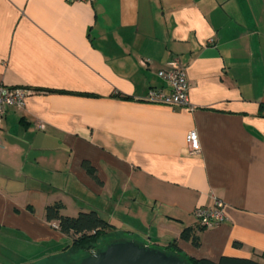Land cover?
<instances>
[{"label": "crops", "instance_id": "obj_1", "mask_svg": "<svg viewBox=\"0 0 264 264\" xmlns=\"http://www.w3.org/2000/svg\"><path fill=\"white\" fill-rule=\"evenodd\" d=\"M172 62L192 109L144 100ZM0 84L32 90L0 120V264L76 254L54 202L150 247L264 262V0H0ZM214 196L225 220L200 229Z\"/></svg>", "mask_w": 264, "mask_h": 264}, {"label": "trees", "instance_id": "obj_2", "mask_svg": "<svg viewBox=\"0 0 264 264\" xmlns=\"http://www.w3.org/2000/svg\"><path fill=\"white\" fill-rule=\"evenodd\" d=\"M119 97L126 98L128 96L119 95ZM83 166L89 175L95 179L97 178L94 167L91 166L88 161H83ZM62 209L63 204L61 202H54L53 204L45 207L44 216L48 222H54L57 229L62 234L71 239V243L66 247V249L73 251V253H76L79 256L75 261L79 260L80 257L89 254L90 251L101 249L107 243L113 241L111 240L100 247L97 245L101 238L106 237L110 233H115L116 229V226L105 219L98 211L90 210L87 212H79L76 216H67L61 213ZM198 228L202 229L199 226ZM180 238L191 242L194 246H198L200 244L199 236L191 227L184 228L180 234ZM120 239L130 238H122L118 236L114 240ZM235 245H238V243H235ZM167 251L176 252L182 258H185L189 264H264V262L252 259L228 256H222L217 261L206 258L196 259L181 253L177 250L174 243H171V246Z\"/></svg>", "mask_w": 264, "mask_h": 264}, {"label": "built area", "instance_id": "obj_3", "mask_svg": "<svg viewBox=\"0 0 264 264\" xmlns=\"http://www.w3.org/2000/svg\"><path fill=\"white\" fill-rule=\"evenodd\" d=\"M68 3L83 2L86 0H65ZM159 78L166 82L168 91L162 88L149 89L144 100L150 103L163 104L173 107L190 106L187 91L189 84L185 75L184 67L172 62L168 67L157 72ZM32 93V90L22 87H8L0 84V120L9 108L21 109L24 107L25 97ZM200 144L196 131L191 130L186 135V152L190 155L199 152ZM224 203L217 197H213L210 206L199 205L193 210L194 217L198 220L201 228H212L225 220L223 211ZM56 226V225H54ZM95 250L90 251L94 253Z\"/></svg>", "mask_w": 264, "mask_h": 264}, {"label": "water", "instance_id": "obj_4", "mask_svg": "<svg viewBox=\"0 0 264 264\" xmlns=\"http://www.w3.org/2000/svg\"><path fill=\"white\" fill-rule=\"evenodd\" d=\"M71 264H189L176 252L150 247L133 239L113 240Z\"/></svg>", "mask_w": 264, "mask_h": 264}, {"label": "rangeland", "instance_id": "obj_5", "mask_svg": "<svg viewBox=\"0 0 264 264\" xmlns=\"http://www.w3.org/2000/svg\"><path fill=\"white\" fill-rule=\"evenodd\" d=\"M118 224V223H117ZM119 226H121L122 224L121 223H119L118 224ZM129 225V224H128ZM118 234V235H117ZM123 236L122 238H124V237H129V234H127V233H125V232H117L116 234L115 233H110L109 235H107L106 237H103V238H101L99 241H98V243H97V245L100 247V246H103V245H105L107 242H109V241H111V240H114V239H116L118 236ZM5 252H6V255L7 256H5V257H8V258H12V259H14L15 257H18L15 253H14V251L12 250V249H5L4 250ZM4 255V254H3ZM79 256L77 255V254H72V256L70 257V259L69 260H67V262H66V264H71L72 262H74L77 258H78ZM61 258H67L66 256H63V257H61Z\"/></svg>", "mask_w": 264, "mask_h": 264}]
</instances>
